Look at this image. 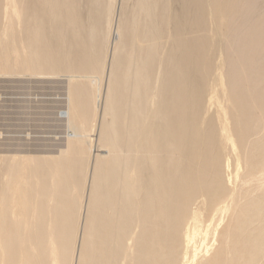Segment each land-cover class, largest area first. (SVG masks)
<instances>
[{
  "label": "bare ground",
  "instance_id": "6f19581e",
  "mask_svg": "<svg viewBox=\"0 0 264 264\" xmlns=\"http://www.w3.org/2000/svg\"><path fill=\"white\" fill-rule=\"evenodd\" d=\"M102 1L0 0V74L64 75L69 130L57 156H0V264H264V180L210 65L236 0H123L109 58Z\"/></svg>",
  "mask_w": 264,
  "mask_h": 264
},
{
  "label": "rangeland",
  "instance_id": "374dc122",
  "mask_svg": "<svg viewBox=\"0 0 264 264\" xmlns=\"http://www.w3.org/2000/svg\"><path fill=\"white\" fill-rule=\"evenodd\" d=\"M102 2L107 5L109 0ZM133 3L130 1L127 6H123L125 4L123 0H115L108 58L112 54L120 10L122 6L130 9ZM230 7L232 14L223 22L220 29L224 39L220 42L215 41L209 47L210 65L214 71L219 55H222L227 93L225 96L222 92L216 95L220 101L228 100L226 104L232 127L244 129L243 140L240 143L242 155L250 165L252 164V172L264 180V163H258L260 162L258 157H264V149L255 148L253 143L264 137V0H236ZM215 29L216 27L212 26L213 32ZM6 51L0 49L1 58L2 54L6 55ZM8 51L11 54V50ZM106 83L107 72L100 97L97 99L100 111ZM66 88L64 75L0 74V156L54 157L64 149L66 133L69 132L63 118L68 104ZM211 95L213 96L205 95V105ZM203 112L200 104L199 113ZM216 114L217 109L211 106L206 117L214 119ZM98 121L99 119L97 124ZM97 134V129L90 134L94 141L93 157L105 153V149L100 148L97 143ZM191 164L197 166L194 162ZM205 174L211 177L214 176V171L208 169ZM228 175L229 172L224 173L222 177L224 181ZM196 197L191 203L190 210L199 207L204 198L201 194ZM231 203V198H225L213 204L207 213L206 224H211L213 218L218 215L216 208L224 210ZM181 236L182 231L178 238ZM179 252L177 258L181 260L182 249ZM170 263L172 262L168 260L165 264Z\"/></svg>",
  "mask_w": 264,
  "mask_h": 264
}]
</instances>
